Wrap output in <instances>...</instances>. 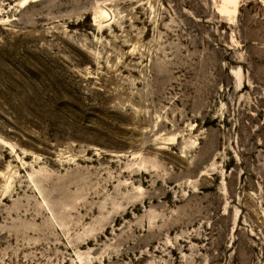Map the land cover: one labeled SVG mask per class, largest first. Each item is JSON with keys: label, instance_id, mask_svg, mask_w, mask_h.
<instances>
[{"label": "rangeland", "instance_id": "374dc122", "mask_svg": "<svg viewBox=\"0 0 264 264\" xmlns=\"http://www.w3.org/2000/svg\"><path fill=\"white\" fill-rule=\"evenodd\" d=\"M0 139V264H264V0H0Z\"/></svg>", "mask_w": 264, "mask_h": 264}, {"label": "bare ground", "instance_id": "6f19581e", "mask_svg": "<svg viewBox=\"0 0 264 264\" xmlns=\"http://www.w3.org/2000/svg\"><path fill=\"white\" fill-rule=\"evenodd\" d=\"M109 16H110L109 8H107L105 5L102 4L97 7V20H99L100 22H107L111 19V16L110 17ZM5 144L9 146L7 142H5Z\"/></svg>", "mask_w": 264, "mask_h": 264}]
</instances>
